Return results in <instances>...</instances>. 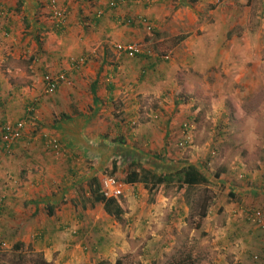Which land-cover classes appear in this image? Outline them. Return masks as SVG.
<instances>
[{"label":"crops","instance_id":"0c3cea01","mask_svg":"<svg viewBox=\"0 0 264 264\" xmlns=\"http://www.w3.org/2000/svg\"><path fill=\"white\" fill-rule=\"evenodd\" d=\"M57 1L60 7L67 8L68 11L64 24H59L52 17L48 0H0V132L2 135L4 126L8 124L15 125L24 120L26 128L23 137L15 142L13 148L15 150V147H20L27 141L29 148L34 151L35 154L29 160L38 173L30 177L32 185L35 178L36 185L41 183L42 187L44 184L49 187L53 184V179H56L54 187L60 188L23 190L25 203H30L26 208L28 216L18 224L8 219L10 222L8 224L7 220L3 232L9 234L13 227L17 232L15 244L12 242L13 247L17 243H25L27 249L40 253L47 262L79 264L90 263L94 256L88 252L83 253L80 249L78 251L79 245L75 241L87 233L85 237L91 242L100 243L102 235L93 236L92 232L106 231L112 253L108 259L111 264H115L119 260L116 258L117 249H114L116 245L113 244L114 238L117 239V232L112 230L115 217L106 212L103 202L94 201L91 182L98 179L102 190L101 182L104 173L108 172V166H112L111 173L119 177L127 176V179L135 171L129 175L124 173L125 170L130 171L125 167L128 159L122 158V153L115 157L114 150L110 149H134V146L139 145L142 150L136 151L139 154L142 151V156H145L146 148L150 155L170 156V150L176 141L180 148L193 144L191 148L195 151H190L186 160L183 156L176 157L179 160L174 163L179 165L178 161L184 159L187 162L181 166L194 165L206 176L202 160H199L202 135L206 127L197 123L200 116L195 108L189 110L187 106L190 105L180 100L183 98L177 91L183 85H178L176 81L177 61L173 59L164 64L154 57L119 54L115 51V44L129 43L131 38L126 35L132 34L131 32L133 37L143 34L146 26L140 21L141 18H149L152 26L155 23V31L162 33V39L159 40L161 43L165 41L163 38L169 37L166 35L167 30H172V36H179L182 34H177L178 32L195 31L196 26V32L205 29L208 34H191L173 46L174 51L182 53L177 54V63L192 69L193 76L183 79L186 88L197 89L194 92L199 97V86L203 83L196 75L214 72L222 61L232 55L234 62L236 61L234 66L237 68V85L247 82L254 86L245 93L238 85V91L234 93L239 99H252V92L260 87V83L264 84V74L259 71V67L264 64L261 55L264 51V34H255L251 29L236 34L237 27L244 26L247 20L249 22L256 17L257 14L253 12L256 0H221L220 3L215 0H199L195 6L198 10H193L192 13L190 6L182 5L170 16L169 22L165 21V16L160 12L165 13L163 3L171 4L172 0H156L152 5L140 4L136 0ZM257 2L262 8L260 17H263L264 0ZM208 3L218 5L207 13L208 16H214L215 21H212V25L201 26L198 17L203 15V7ZM45 13L51 15L54 21L45 16ZM86 22H92V27L86 26ZM169 25L171 26L168 27ZM74 28L79 30L77 34H74L77 32ZM91 29H97L99 34L90 33ZM231 29L234 30V37L229 42ZM221 30L225 34L220 35ZM39 35L45 37L40 39L44 41V53L32 62V66L29 63L30 68L25 63V69L21 70L16 66V60L10 57L16 53H24V57L32 55L34 47H40L37 44ZM30 36L35 37L31 39ZM218 36H222L220 42ZM143 39L145 37L134 41ZM106 41L108 45L105 44ZM149 44L151 43L148 42ZM164 53L156 51V56ZM82 59L84 63H81ZM145 59L149 61L141 65V60ZM48 67L56 73L53 77L64 73L72 82L62 84L52 96L46 95L43 79ZM189 97L193 98L186 96ZM148 102L151 107L146 110ZM244 113L240 107L239 118L244 124L238 125L239 129H249L251 117ZM145 118L148 119L145 121ZM186 121L193 122L190 138L183 129ZM138 122H141V128H137ZM32 126H37L41 131L29 134L28 129ZM34 135H40L41 141L33 137ZM47 136H55L60 140L66 157L55 160L47 154L51 150L46 145ZM186 140L188 142L183 144ZM29 153L32 155V152ZM138 159L130 161V164L139 165L144 162L142 158L140 161ZM144 168L148 170L145 174L151 173V168ZM177 171L178 169L172 168L162 169L160 172L153 168L150 177L171 175ZM136 172L138 178L145 177L141 169ZM38 177H41L40 180ZM255 179L264 184V172H256ZM86 184L90 190H76ZM128 184L125 197L119 203L121 219L124 217L128 225L136 228L132 235L138 238L143 237V233H138L141 226L145 227L147 217H150L155 230H152V237L148 241L154 244L171 241L174 228L178 225L180 228L186 226L189 212L198 210L205 201L210 202L209 206L212 199V204L217 201L219 210L225 208L220 204L224 200L220 196V190H209L212 198L209 197L208 200L205 196L207 190H192L207 188L208 183L178 189V183L172 182L162 190H153L152 193L148 189H142L144 183L140 180ZM229 191L233 196L242 195L244 190L233 186ZM86 197L90 198L89 204L85 203ZM254 205L264 210V199L258 200ZM242 226L239 221L233 222L237 235L240 234ZM211 227L212 224L207 229ZM5 234L0 236V240ZM9 239L8 237V241ZM222 239L224 238H220V245L225 244ZM212 242L215 243L214 240ZM0 243L5 245L3 240ZM10 244L6 243V247L10 248ZM97 259L99 261L100 258Z\"/></svg>","mask_w":264,"mask_h":264},{"label":"rangeland","instance_id":"374dc122","mask_svg":"<svg viewBox=\"0 0 264 264\" xmlns=\"http://www.w3.org/2000/svg\"><path fill=\"white\" fill-rule=\"evenodd\" d=\"M184 1L185 2L172 0L171 4H167L166 2L163 3L166 8L164 10L165 13H160L165 16V21L169 22L168 19L171 18L170 16H172L177 9L182 7V5L190 6L189 9L192 13L193 10H198L195 6H197L199 0ZM200 2L203 3V1ZM255 5L256 7L253 8V12L254 14H257L256 17L254 16L249 22L247 20L244 26L237 27L236 34H239V32L243 33L249 29L253 30L255 34H264V16L260 17L262 8L259 7L260 4L257 0ZM216 7H218V5L216 6L211 3L205 4V7H203L205 12L202 16L198 17L201 26L212 25L214 23H212L214 16H208L207 13L210 9ZM168 13L171 14L169 15ZM45 16H48L51 21H54L52 20L51 15L45 13ZM147 19L149 20V18ZM91 23L92 22H88L86 25L92 27ZM155 26V23H153L154 29L150 33L144 28L143 34H140V36L133 37V32L126 36L131 38L130 42L137 38L145 37L147 42L151 43L149 44L151 49L158 52L169 53V61L175 59L178 62L177 54L179 53L173 50V46H176V43L181 36L186 38L191 34H208L205 29H200L196 32L197 26L195 31L178 32L177 34H182L179 36H172L170 32L172 30H167L166 35L169 37L163 38L165 41L161 43L159 40L162 39V33L155 31V28H157ZM170 26L171 25L168 27ZM73 30L77 31L76 33L74 32V34L79 32L76 28ZM90 33L99 34V31L97 32V29H91ZM222 34L225 33L221 30L220 35ZM229 34L228 41L230 42L234 37V30L231 29ZM30 37L32 39L35 36ZM95 37L98 38V35H95ZM41 38L45 37L41 35L37 37V44L40 47H34L32 55L24 57V53L23 55L16 53L10 57V59L16 60L15 64H18L16 66L21 70L25 69V63L28 67L29 63H31L32 66V62L39 59L41 54L44 53V41L40 40ZM221 38L222 36H218L219 42ZM118 43L124 42H117V44ZM53 44H55V40H53ZM105 44L108 45V41H106ZM181 54L182 53L179 55ZM261 55L262 61L264 62V51ZM146 61L149 60H141L140 64L143 65ZM177 62L175 67L178 72L176 75L178 79L176 81H178V85L180 83L183 85L182 88L177 91L182 95L181 97L183 100H180L184 104L190 105V107L187 106L188 109L192 107L195 108V111L200 116L197 123L206 127L202 135L203 144L201 145L199 160H202L204 174L209 178L207 184L208 187H199L192 190H207L205 195L206 200H208L209 197L210 199L212 198L211 193H209L211 190H220V196H223L225 200V204H223L224 200H222L220 204L224 205L225 208L223 207L219 210L217 201L212 204L213 200L211 199V204L207 207L205 212L200 210L202 206H198V210L193 209L194 211L192 210L188 214L187 225L182 228H180V225L176 226V228H174V237L171 241H167L166 244H154L148 241L152 237V230H155L152 219H149L150 217H147L148 220L145 222V227L141 226V230L139 229L140 231L138 235L143 233V237L138 238H136V235H132L133 232L136 231V228L128 225L127 219L124 217L122 219L121 217L120 219L115 218L112 230H114L115 233L117 232V235H115L117 239L114 238L113 241V244L116 245H113L114 249H117L118 252L116 258L123 259L125 264H168L175 254L182 251H189L195 258H197L198 264H264V229L258 228L246 219L250 209L257 208L264 216V210L258 205H254L258 200L264 199V184L255 179L256 172L262 174L264 172V84L260 83L258 89L255 87V91L252 92V99L249 97L239 99L234 93V91H238V85L241 86L245 93L252 90L254 86L247 82L237 85L235 82L237 68L234 66V64L236 65V61L234 62L232 55H229L228 59L222 61L218 67L215 68L216 70H214V72L210 71L206 74L196 75L203 83V85L199 86L200 96L197 97V93L194 92L197 91V89L192 87L191 89H187L183 81V79L185 80V77L190 78L193 76L192 69L190 67L186 68L181 65V63L178 64ZM166 63L168 62H164V64ZM48 68L49 70L47 69L48 71L46 70V73L43 76L45 85H47L46 82L48 79L56 75L55 72L50 71V67ZM245 70L247 71L248 67H246ZM259 71L261 74H264L263 63L259 67ZM186 96H193V98H186ZM238 100L241 101L238 102ZM146 106V110L151 107L149 102L148 104L146 103ZM240 107L251 117L249 129L238 128V125L244 124V121L239 118ZM147 119L148 118H145V121ZM149 119H152V117ZM37 126L29 128V134L37 133V131L40 132L41 130L37 129ZM139 126L141 128V122H138L137 128H139ZM33 128H35V131ZM27 134L28 132H26V135ZM41 134H43V131ZM39 136L34 135L33 137H37V140L41 141ZM28 145L29 142L26 141V143H22V146L15 147V150L12 147V152L8 154L3 151L0 138V236L5 234V231L3 232V227L7 226L8 219H11L12 222L18 224L20 220L23 221L28 216L26 215V208L30 203H25L26 197L24 196L23 190L60 189L54 187L56 179H53L54 182L49 187L45 184L42 187L43 184L41 183L36 185V178L33 180L32 185L30 177L37 175L38 171H35L30 163V156H33L35 153ZM177 146L178 143L176 141L174 147L170 150V156H168L169 154H167V156L162 154L163 157L158 154H152L153 156L150 155L151 153L147 152V148L145 156H142V151H140V154L136 151V149L142 150V147L139 145L134 146V149L126 148L122 150L121 148L113 147L110 150H114L113 153L115 154V157L122 153V158L128 159L127 166L125 167L130 171L125 170L123 171L124 173L127 172L129 175L132 171L136 172V170L141 169L143 176L145 177L141 178L142 180H140V182L144 183L142 189H146L145 183H147L148 186H151L154 183L153 179L150 177L153 168L160 172H162V169H177L178 164L174 163V161L179 159L175 158L183 156L186 160V156L187 158L189 156L188 153L190 151H195V149L191 148L193 144H188L181 148ZM29 152H32V155ZM47 154L51 155V157L53 156L55 160L66 157L64 156L65 151L57 154L50 150ZM139 157H141L144 162L142 161L139 165L130 164V161L137 160ZM141 158H139L138 161H140ZM184 159L178 162L182 165L183 162H187ZM144 166L151 168V173L145 174L148 170H146ZM111 168L112 166H108V172H105L104 175L116 177L117 175L111 173ZM52 175L54 176V173ZM162 176H164V174H162ZM117 177L125 182L127 181V176L123 175V177ZM38 178L40 180L41 177ZM144 179L147 181L144 182ZM175 179L177 180V178ZM233 186H238L240 190H244L242 191L243 194L231 196L229 190H231ZM76 190L90 189L88 184H86L82 185L81 188H76ZM223 191H225L224 194L222 193ZM125 194L119 198V203L122 202L121 199H124ZM85 203H90L89 197H86ZM206 203L209 204L210 202ZM237 221L241 222L243 225L239 235H237L238 233L234 231L233 227V222ZM9 222L10 221L8 220V224ZM115 222H117V225ZM211 224L212 227L208 230L207 228ZM14 230L15 229L11 227L10 233H6L4 237H1V240H3L5 245L0 243V264H15L16 262L20 264H39V253L32 252L29 248L27 249L25 243H17V246L13 247L17 235V232ZM194 230L195 234H193ZM92 233L93 236L101 234L102 241L100 243L91 242L90 239L85 237L87 233L81 236L80 240L75 241V244L79 245L77 249L78 251L80 249L83 253L88 252L91 256H94L91 257L92 259L90 263L83 262L79 264H99L102 261L106 262V264H111L108 259V256H112V253L110 252L111 246H108L109 242L107 241L108 232ZM8 237L10 238L9 241ZM220 238H224L222 240L225 241V244H219ZM212 240H214L215 243H213ZM6 243H11L10 248L6 247ZM119 247H121V249H119ZM218 254L223 255V257ZM19 257H22V261H19ZM97 258H100L99 261Z\"/></svg>","mask_w":264,"mask_h":264},{"label":"built area","instance_id":"2783aa9c","mask_svg":"<svg viewBox=\"0 0 264 264\" xmlns=\"http://www.w3.org/2000/svg\"><path fill=\"white\" fill-rule=\"evenodd\" d=\"M140 4L152 5L156 0H136ZM216 3H220L221 0H215ZM48 5L51 9L52 17L59 24H64L65 18L67 17V8L60 7L57 0H48ZM101 14V12L99 13ZM140 21L145 24L146 30L150 33L153 31L152 24L149 23L147 18H141ZM115 50L119 54H129L134 57H150L157 55L156 52L150 48L146 39L129 42V43H116L114 46ZM164 60L170 59V54L166 53L163 56ZM81 63H84V59L81 60ZM68 80L66 74L62 73L56 77L50 78L47 85L45 93L46 95H53L58 90L59 82ZM70 84L69 82H67ZM26 128V122L21 120L15 125L8 124L4 126L2 131V149L4 152L10 154L12 152V147L15 142L19 141L24 134ZM187 136L190 138V129L185 128ZM189 140V139H188ZM188 140L184 141L183 144H186ZM46 145L55 153H62L63 147L60 140L55 136H47ZM102 192L107 199L110 198H120L128 190L129 184L115 176H104L102 179ZM131 186V185H130ZM250 212L247 214L246 219L251 224H254L260 229H264V216L257 209H250ZM247 213V212H246Z\"/></svg>","mask_w":264,"mask_h":264},{"label":"trees","instance_id":"16d2710c","mask_svg":"<svg viewBox=\"0 0 264 264\" xmlns=\"http://www.w3.org/2000/svg\"><path fill=\"white\" fill-rule=\"evenodd\" d=\"M86 23H88V22H86ZM149 23L151 24L152 22L149 21ZM184 39H185L184 36H181L179 38V41H182ZM164 55H166V53L158 54V56L155 55L153 57L156 58V59L158 58L160 61H163V62H169L170 59L169 60H164L163 59ZM66 81L69 82V83H72L69 78ZM67 82H64V81L60 80V82L58 84V87H60L62 84H68ZM50 96H52V95H50ZM192 125H193V123L191 121H187L183 125V129H185V128L192 129V127H191ZM184 132H185V130H184ZM0 138H1V142H3L2 135H1ZM180 165L181 164L179 163V165L177 167L178 171L175 174H173L174 176H172V174L171 175L159 176V177L153 175L151 177V179H153L154 183L151 186H148V184L145 183L146 189H148L150 191V193H152L153 190H162L164 187H166L170 183L175 182V180H176L175 178H177L176 183H178V189H182V188L189 187V186H192V185L207 184L209 182L208 178L205 175L201 174L199 172V170L196 168V166L189 165V166L186 167V166H180ZM138 180H142V179L138 178L137 172H133L132 174H130L128 176V179H127L128 183H135ZM146 181L144 179V182H146ZM91 190L93 192L94 201L96 203L97 202H103L104 205H105L106 212L109 215L114 216L116 219H120V217L122 215V213L120 212V206H119V200L120 199L119 198L107 199L104 196V194H103V192H102V190L100 188L98 179H94L91 182ZM207 206H208V204L205 201L203 203L202 207H201L203 212L206 211ZM38 255H39V261H40L39 264H52L50 262H47L40 253ZM19 261H22V257H19ZM15 264H20V263L16 262ZM99 264H106V262L102 261ZM115 264H125V263H124L123 259H119ZM168 264H198V260H197V258H195L193 256V254L191 252L182 251V252H180L178 254H175Z\"/></svg>","mask_w":264,"mask_h":264}]
</instances>
